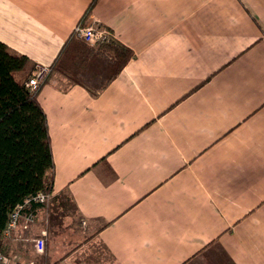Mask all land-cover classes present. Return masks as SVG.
Segmentation results:
<instances>
[{
    "label": "crops",
    "instance_id": "crops-1",
    "mask_svg": "<svg viewBox=\"0 0 264 264\" xmlns=\"http://www.w3.org/2000/svg\"><path fill=\"white\" fill-rule=\"evenodd\" d=\"M91 1L0 0V42L26 61L18 79L51 66L80 23L134 54L97 94L54 73L41 85L51 200L69 198L79 231L37 254L25 239L44 228L41 206L9 255L264 264V0H98L86 18Z\"/></svg>",
    "mask_w": 264,
    "mask_h": 264
},
{
    "label": "trees",
    "instance_id": "trees-1",
    "mask_svg": "<svg viewBox=\"0 0 264 264\" xmlns=\"http://www.w3.org/2000/svg\"><path fill=\"white\" fill-rule=\"evenodd\" d=\"M98 0H92L88 18ZM133 52L115 39L91 48L73 38L50 66L51 73L66 76L70 85L100 93L133 58ZM26 61L0 42V253L9 255L3 232L10 213L38 193L52 194L54 163L45 114L37 93L24 86L27 76L16 78ZM38 209L39 205L32 206Z\"/></svg>",
    "mask_w": 264,
    "mask_h": 264
},
{
    "label": "built area",
    "instance_id": "built-area-1",
    "mask_svg": "<svg viewBox=\"0 0 264 264\" xmlns=\"http://www.w3.org/2000/svg\"><path fill=\"white\" fill-rule=\"evenodd\" d=\"M77 38L84 42L101 46L114 39V35L110 30L96 24H78L74 33ZM51 73L50 66L35 65L30 76L24 81V86L29 93H36L39 91L41 85L46 81ZM52 198V194L38 193L36 195L26 198L21 205H18L10 213L7 226L3 232L4 237H10L12 230H14L20 221L24 219L28 226H32L36 222L37 209H32L34 205L43 206ZM25 242L30 245L37 254H42L45 249L46 232L42 231L39 236L25 239ZM0 264H19L15 257L0 253ZM28 264H35L30 261ZM67 264V263H61ZM69 264V263H68Z\"/></svg>",
    "mask_w": 264,
    "mask_h": 264
},
{
    "label": "rangeland",
    "instance_id": "rangeland-1",
    "mask_svg": "<svg viewBox=\"0 0 264 264\" xmlns=\"http://www.w3.org/2000/svg\"><path fill=\"white\" fill-rule=\"evenodd\" d=\"M73 38L87 44V46L91 48L96 49L100 47L97 45L88 44L84 42L83 40L77 38L75 35H73ZM53 73L64 78L65 82L70 84V82L68 81L65 75L58 73V72H53ZM43 207H45V212L47 213H45V215L41 218L39 222V224L42 227H44L40 231V233L42 231L46 232V243L50 239V246L52 245V248L56 246V249H57L60 246V249H63V246H61V244L65 242L64 244L66 245L68 241H73L74 240L73 238L76 237V236H73V234H75L77 230L79 231V228H78L79 224H77L78 218L74 213L72 203L70 202L69 198L65 194H62L61 196H58L56 200L50 199L47 204L43 205ZM54 208L57 211L59 210L60 213L58 214V212L55 211ZM31 237H36V236L32 235ZM60 252L61 251H59L58 253ZM100 253H101V256L98 257L99 261L109 259L108 255L104 253L102 250ZM27 257H26L27 262L34 261L35 264H47L46 258L44 257V255H38V256L29 255ZM55 264H57V262Z\"/></svg>",
    "mask_w": 264,
    "mask_h": 264
}]
</instances>
